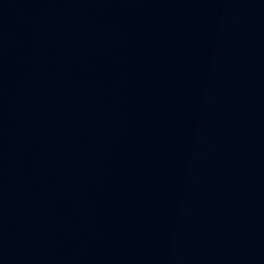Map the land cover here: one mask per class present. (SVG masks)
<instances>
[{
    "label": "water",
    "instance_id": "obj_1",
    "mask_svg": "<svg viewBox=\"0 0 264 264\" xmlns=\"http://www.w3.org/2000/svg\"><path fill=\"white\" fill-rule=\"evenodd\" d=\"M0 264H264V0H0Z\"/></svg>",
    "mask_w": 264,
    "mask_h": 264
}]
</instances>
